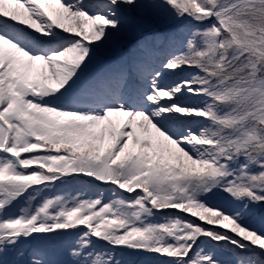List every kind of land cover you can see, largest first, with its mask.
<instances>
[{"label":"snow or ice","instance_id":"6c2138e0","mask_svg":"<svg viewBox=\"0 0 264 264\" xmlns=\"http://www.w3.org/2000/svg\"><path fill=\"white\" fill-rule=\"evenodd\" d=\"M0 264H264V0H0Z\"/></svg>","mask_w":264,"mask_h":264}]
</instances>
